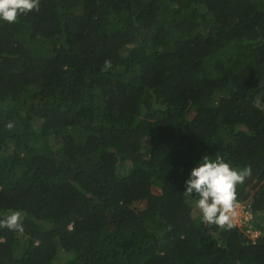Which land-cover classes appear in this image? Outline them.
Instances as JSON below:
<instances>
[{
    "label": "trees",
    "instance_id": "1",
    "mask_svg": "<svg viewBox=\"0 0 264 264\" xmlns=\"http://www.w3.org/2000/svg\"><path fill=\"white\" fill-rule=\"evenodd\" d=\"M257 96L264 0H40L0 20V219L24 227L0 229V264H264V237L183 194L221 156L251 167L237 200L264 216Z\"/></svg>",
    "mask_w": 264,
    "mask_h": 264
},
{
    "label": "clouds",
    "instance_id": "2",
    "mask_svg": "<svg viewBox=\"0 0 264 264\" xmlns=\"http://www.w3.org/2000/svg\"><path fill=\"white\" fill-rule=\"evenodd\" d=\"M39 6L40 0H0V20L15 23L20 15H26L33 10L39 11ZM111 66V61L106 59L103 62L102 70L107 71ZM252 105L254 108L264 111V98L255 97ZM5 127L11 130L14 125L12 122H8ZM250 175V166L237 169L232 167L229 162H225L221 156L212 159L210 156L204 155L197 166L190 170L188 178L184 181L183 194L186 197L193 195L197 197L195 205L203 223L230 230L234 227L233 221L239 208L237 185L243 184ZM263 217L261 213H255L251 222L252 226L262 232L260 237H264ZM261 223L263 226H260ZM3 228L23 233L22 211L9 210L8 214L0 219V229ZM239 230L245 235L243 229L239 228Z\"/></svg>",
    "mask_w": 264,
    "mask_h": 264
},
{
    "label": "built area",
    "instance_id": "3",
    "mask_svg": "<svg viewBox=\"0 0 264 264\" xmlns=\"http://www.w3.org/2000/svg\"><path fill=\"white\" fill-rule=\"evenodd\" d=\"M237 216L235 217L233 223L234 226H238L243 229L245 235L252 241L255 242L258 237L262 235V232L252 226L251 222L253 220V213L250 205H244L239 203V208L237 209ZM260 226H263L261 223ZM264 235V234H263Z\"/></svg>",
    "mask_w": 264,
    "mask_h": 264
}]
</instances>
